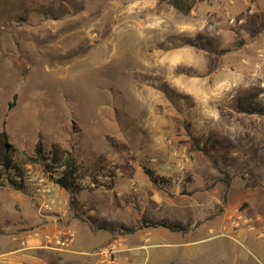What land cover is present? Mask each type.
I'll use <instances>...</instances> for the list:
<instances>
[{
	"label": "rangeland",
	"instance_id": "obj_1",
	"mask_svg": "<svg viewBox=\"0 0 264 264\" xmlns=\"http://www.w3.org/2000/svg\"><path fill=\"white\" fill-rule=\"evenodd\" d=\"M169 2L0 0V130L17 160L39 142L74 154L85 189L73 212L64 190L53 193L57 221L80 234L111 228L123 245L143 246L125 258L264 264V117L234 106L249 97L264 106V68L255 66L264 41L252 35L264 9L186 0L184 14ZM213 142L222 147L194 150ZM26 170L53 183L38 165ZM34 214L29 192L0 189V241ZM141 217L184 231L141 228Z\"/></svg>",
	"mask_w": 264,
	"mask_h": 264
},
{
	"label": "trees",
	"instance_id": "obj_2",
	"mask_svg": "<svg viewBox=\"0 0 264 264\" xmlns=\"http://www.w3.org/2000/svg\"><path fill=\"white\" fill-rule=\"evenodd\" d=\"M185 1L170 0L169 3L178 11L188 14L192 5L185 3ZM254 18L257 22L252 31L253 36L264 31V11L260 15L254 16ZM234 106L238 113L264 117V106L258 105L252 97L239 99ZM215 146L222 147V144L217 142H213L211 146L196 144L194 150L208 155L209 151ZM16 155L17 149L10 143L8 134L4 130H0V189L28 192L25 184L26 165H38L50 174L54 183L69 195V209L72 212L75 211L78 204V195L85 187L82 185L83 175L79 171L77 159L71 151L64 149L58 143H52L49 149H45L42 143L39 142L34 147L32 155L24 154L22 160H17ZM101 169L103 168L100 167L99 170ZM143 171L151 183L161 187L162 179L158 175L148 169H143ZM139 222L141 228L162 227L171 232L184 231L182 227L168 224L165 221H150L141 217ZM122 231H124V234L132 232L131 229H122ZM117 232L123 234L120 231Z\"/></svg>",
	"mask_w": 264,
	"mask_h": 264
},
{
	"label": "crops",
	"instance_id": "obj_3",
	"mask_svg": "<svg viewBox=\"0 0 264 264\" xmlns=\"http://www.w3.org/2000/svg\"><path fill=\"white\" fill-rule=\"evenodd\" d=\"M257 9H264V0H257ZM250 31L249 27L247 33L250 34ZM241 34L243 33L241 32ZM256 41H264V32H260ZM11 192L18 193L15 191ZM57 218V215H40L37 213L36 215H32L30 220L26 221L27 223L37 222L36 226L21 229L23 226H27L25 222L21 225H17V227H11L12 229L8 231L10 235L6 237V241H0V264H100L97 257L89 255L90 252L104 247L115 240H119L120 237V234L112 231L113 229L111 228L94 232L91 229H89L90 231H86L88 228L85 227V231L80 234L77 230V225H74V228L71 229L75 232V241L71 250L65 252H52L40 249L37 245L42 238L38 235L59 223ZM86 232H91L94 236L101 237V242L99 244L91 245L89 243L90 240L86 236ZM125 246L129 249H133L134 251L143 247L142 245L133 244L132 242H129V244H126ZM134 251L129 253L133 254L135 253ZM122 255L124 254H120L117 257L118 262L121 264H142V262H140L141 260L135 256H130L127 259L125 258L127 256ZM149 256L151 258L148 257L145 264L153 261H155L153 262L155 264L159 263L160 258L155 257L156 253L151 252L149 253Z\"/></svg>",
	"mask_w": 264,
	"mask_h": 264
},
{
	"label": "built area",
	"instance_id": "obj_4",
	"mask_svg": "<svg viewBox=\"0 0 264 264\" xmlns=\"http://www.w3.org/2000/svg\"><path fill=\"white\" fill-rule=\"evenodd\" d=\"M229 24L237 25L241 24L242 20L235 18L228 19ZM258 64L256 68H264V51H261L257 54ZM54 183V181H53ZM46 182L41 177L32 176L31 171H27L25 175V184L29 194L37 207V213L40 215H52L58 216L60 211V204L62 202H57L53 199L52 195L55 192L59 193L61 189L56 183ZM59 217V216H58ZM231 228H238L239 222L238 219L231 220L229 222ZM42 240L39 241L38 247L42 250L52 251V252H65L71 250L74 241H75V232L63 224H55L50 229L42 232L40 235ZM133 252V249L127 248L119 240L95 249L90 252V256L97 257L100 264H121L118 262L117 257L120 254L126 252Z\"/></svg>",
	"mask_w": 264,
	"mask_h": 264
}]
</instances>
